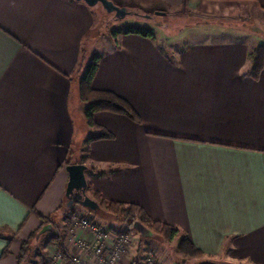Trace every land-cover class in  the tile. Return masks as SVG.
<instances>
[{"label":"crops","instance_id":"1","mask_svg":"<svg viewBox=\"0 0 264 264\" xmlns=\"http://www.w3.org/2000/svg\"><path fill=\"white\" fill-rule=\"evenodd\" d=\"M112 1L207 20L117 42L83 1L0 0V264H18L24 241L69 214L59 211L69 159L88 166L94 192L141 205L216 264H264V68L251 73L264 0ZM94 54L93 87L127 99L142 121L97 111L113 136L86 150L97 131L79 82ZM69 239L62 248L76 254Z\"/></svg>","mask_w":264,"mask_h":264},{"label":"trees","instance_id":"2","mask_svg":"<svg viewBox=\"0 0 264 264\" xmlns=\"http://www.w3.org/2000/svg\"><path fill=\"white\" fill-rule=\"evenodd\" d=\"M140 34L146 37L155 38V31L152 28H146L138 25L125 26L120 29H115L112 31V36L116 39L119 34ZM118 42V41H117ZM101 59V54H94L91 60L85 67V70L82 74L81 81L79 82V93L80 98L87 104V108L85 110V117L87 119L88 124L96 129V134H91L88 136L86 140L85 149L89 150V144L91 141L99 138H111L113 134L106 130L104 127L97 124L94 120V114L97 111H112L119 114H125L133 120L137 122H141L142 119L138 112L134 109L131 103L120 96L119 94L103 89H96L93 87V79L96 76V73L99 68V63ZM264 68V44L260 45L253 51V64L251 66V73L253 77L259 78L260 72H262ZM73 159H69L67 161L68 164L72 163ZM91 170H93L91 168ZM92 185H88V189L90 190V195L98 202L100 205V209L97 212H93L94 214H101V217H112L115 223H122L129 226V228H136L135 223L139 222L143 226H145L152 235L159 237L167 242H172L176 240L178 237L180 230L175 226H171L167 223L161 222L159 220H154L150 217L147 211L139 204L135 203H123L120 201H110L104 198V196L100 192H94L92 190ZM74 208L68 209L65 204L61 205L59 211L62 212L63 215H67L72 212ZM28 241H24V245L22 247V251L18 256V263L21 264L22 259L26 255L25 245ZM179 250L183 255L188 257L195 256H203L204 253L202 250L197 248L192 242L186 238V235H182L178 241ZM139 259H135V264L139 263Z\"/></svg>","mask_w":264,"mask_h":264},{"label":"rangeland","instance_id":"3","mask_svg":"<svg viewBox=\"0 0 264 264\" xmlns=\"http://www.w3.org/2000/svg\"><path fill=\"white\" fill-rule=\"evenodd\" d=\"M94 7L97 12V16L100 20V24L98 25L97 31H101L103 35L108 34L109 29H111L112 27L116 29L117 27L123 28L125 26L129 27L132 25L152 28L155 31V34L156 31H158L159 33H163L166 35L168 34V31L176 32L183 28L185 25L191 26V24L207 20L203 17L196 15L194 12H191V9H187V11L189 10L188 12H181V10L178 11L172 8H168L167 10H165V15H160L156 14L155 11L150 12V10H147L145 8L134 6L128 8L133 11L139 12L140 15H151V18H145L144 16L129 15L117 21L115 14L108 13L102 5H96ZM225 21L232 22L233 20ZM78 209H82V206L75 205L74 210L70 212L66 217H63L64 219L62 221H52L58 226L59 230H56L54 227L49 234H43L41 236L35 234L30 239H28V243L25 245L26 255L22 259L21 264L53 263L52 261H54V259L52 255H54L56 250L62 248L63 242L67 241V238H70L69 241L72 238L71 232L68 231L67 226H65V220ZM86 211L88 212V214L93 215L97 220H100V222H102L103 224L107 223L108 219L113 220L110 216L104 218L101 217V214L98 215L91 213L88 209ZM117 224L118 225H115V227L111 226L108 223L105 225L111 228L113 227L115 231H124L127 233H131L134 236L135 243L130 252L133 253V255H136V258L140 259V262L136 264H142L145 257L150 254L154 255L160 264H163L161 262L162 260H164V262L168 264H216L218 262L215 258H209L205 256L196 258L183 255L179 250L177 240L167 242L151 234L143 235L136 228H129V226H127L126 224ZM65 231L70 236L67 233V236H65ZM133 255H126L127 259H125V257L120 264H135V259L133 258ZM59 261L69 263L68 257H63V259Z\"/></svg>","mask_w":264,"mask_h":264},{"label":"built area","instance_id":"4","mask_svg":"<svg viewBox=\"0 0 264 264\" xmlns=\"http://www.w3.org/2000/svg\"><path fill=\"white\" fill-rule=\"evenodd\" d=\"M86 208L78 209L65 220V226L71 232L78 251L67 253L66 249L60 248L54 253L52 261L57 264V260L68 257L69 264H89L84 253H91L102 264H120L126 255L130 254L134 246L135 238L131 233L120 231L112 234V228L97 220L93 215L88 214ZM52 228L58 229L55 223H51ZM59 230V229H58ZM89 231L93 235L87 238L83 234ZM69 254V255H68ZM126 259V258H125ZM142 264H160L154 255L145 257Z\"/></svg>","mask_w":264,"mask_h":264},{"label":"water","instance_id":"5","mask_svg":"<svg viewBox=\"0 0 264 264\" xmlns=\"http://www.w3.org/2000/svg\"><path fill=\"white\" fill-rule=\"evenodd\" d=\"M83 1L87 5L96 6L102 5L108 13H115L117 20H121L129 15L144 16L145 18H151V15H140L139 12L133 11L126 6L116 5L112 0H78ZM156 14L165 15L163 11H157ZM88 166L84 163H72L67 165V171L69 174V180L66 188V207L68 209L74 208L75 205L82 206L93 212H97L100 209L98 202L88 194V180L86 171ZM136 229L143 235L151 234L141 223H135Z\"/></svg>","mask_w":264,"mask_h":264},{"label":"flooded vegetation","instance_id":"6","mask_svg":"<svg viewBox=\"0 0 264 264\" xmlns=\"http://www.w3.org/2000/svg\"><path fill=\"white\" fill-rule=\"evenodd\" d=\"M115 14V13H114Z\"/></svg>","mask_w":264,"mask_h":264}]
</instances>
